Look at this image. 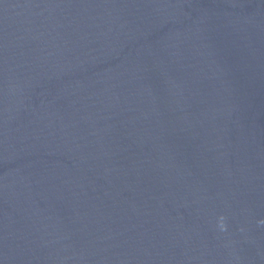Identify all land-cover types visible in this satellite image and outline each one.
Masks as SVG:
<instances>
[{"label": "water", "instance_id": "1", "mask_svg": "<svg viewBox=\"0 0 264 264\" xmlns=\"http://www.w3.org/2000/svg\"><path fill=\"white\" fill-rule=\"evenodd\" d=\"M262 222L264 0H0V264H264Z\"/></svg>", "mask_w": 264, "mask_h": 264}, {"label": "clouds", "instance_id": "2", "mask_svg": "<svg viewBox=\"0 0 264 264\" xmlns=\"http://www.w3.org/2000/svg\"><path fill=\"white\" fill-rule=\"evenodd\" d=\"M262 223H264V222H262ZM220 227L223 230V228H224L223 217L220 218Z\"/></svg>", "mask_w": 264, "mask_h": 264}]
</instances>
